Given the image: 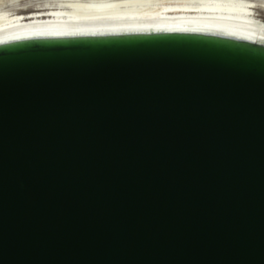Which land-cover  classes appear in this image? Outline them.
<instances>
[{
    "label": "water",
    "instance_id": "obj_1",
    "mask_svg": "<svg viewBox=\"0 0 264 264\" xmlns=\"http://www.w3.org/2000/svg\"><path fill=\"white\" fill-rule=\"evenodd\" d=\"M0 264H264V49L0 47Z\"/></svg>",
    "mask_w": 264,
    "mask_h": 264
},
{
    "label": "bare ground",
    "instance_id": "obj_2",
    "mask_svg": "<svg viewBox=\"0 0 264 264\" xmlns=\"http://www.w3.org/2000/svg\"><path fill=\"white\" fill-rule=\"evenodd\" d=\"M0 0V47L184 35L264 49V0Z\"/></svg>",
    "mask_w": 264,
    "mask_h": 264
},
{
    "label": "rangeland",
    "instance_id": "obj_3",
    "mask_svg": "<svg viewBox=\"0 0 264 264\" xmlns=\"http://www.w3.org/2000/svg\"><path fill=\"white\" fill-rule=\"evenodd\" d=\"M28 1H31V0H20V1H16L14 3H12L13 5H24L26 3H28Z\"/></svg>",
    "mask_w": 264,
    "mask_h": 264
}]
</instances>
